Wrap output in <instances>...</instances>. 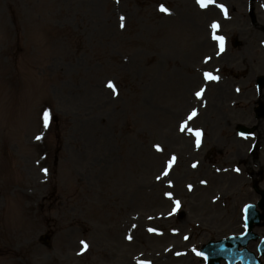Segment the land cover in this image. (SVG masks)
Listing matches in <instances>:
<instances>
[{
	"label": "rangeland",
	"instance_id": "1",
	"mask_svg": "<svg viewBox=\"0 0 264 264\" xmlns=\"http://www.w3.org/2000/svg\"><path fill=\"white\" fill-rule=\"evenodd\" d=\"M226 1L218 29L198 0H0V264H200L240 233L264 138L236 130L264 129L260 103L199 104L256 80L264 20Z\"/></svg>",
	"mask_w": 264,
	"mask_h": 264
},
{
	"label": "bare ground",
	"instance_id": "2",
	"mask_svg": "<svg viewBox=\"0 0 264 264\" xmlns=\"http://www.w3.org/2000/svg\"><path fill=\"white\" fill-rule=\"evenodd\" d=\"M256 26L252 25V27H250V31H252L253 28H255ZM252 28V29H251ZM261 73H264V62H256L254 64V69H253V72H252V75H259ZM212 84V83H211ZM249 84V83H248ZM212 97L210 98V103L209 105L207 106L206 110L205 111H200L199 113H202L203 117H208L209 116V113H211V116L214 112H216L217 109H219L221 107V105H223V98H224V89H223V86L221 84H219V86L216 88V90L214 92L211 93ZM200 106H204L205 103H201L199 104ZM246 107L250 106V103L249 102H246L245 104ZM201 116V115H200ZM201 116V117H202ZM211 119V118H210ZM258 130V136L259 138H264V129L260 126L259 128H257ZM237 145H238V150L236 151V155H238V157L240 159H245V164L247 165V167L251 169V158L249 160V156L248 154L244 153V149H245V141H243L242 139H237ZM255 150L253 152V154H255ZM264 158V157H263ZM260 169L262 170V167H260ZM252 175H255L254 173ZM251 175V176H252ZM216 182L220 181V178H217L215 179ZM246 193V192H245ZM246 202L243 203V205L245 204ZM242 206V205H241ZM231 210H234L233 208ZM182 210H180L181 212ZM235 212V210H234ZM236 218H233L234 220L238 221L237 219V216L239 217H242V213L239 212H236ZM234 214V215H235ZM232 219V218H231ZM242 221V220H241ZM142 240V239H141ZM149 261V260H148ZM194 263V258H190L188 259V264H193Z\"/></svg>",
	"mask_w": 264,
	"mask_h": 264
},
{
	"label": "snow or ice",
	"instance_id": "3",
	"mask_svg": "<svg viewBox=\"0 0 264 264\" xmlns=\"http://www.w3.org/2000/svg\"><path fill=\"white\" fill-rule=\"evenodd\" d=\"M161 10L164 12H170V9L165 8L164 5L162 4L161 6ZM213 27H216V25H214ZM217 39H220L221 41L223 40L222 37H217ZM221 47H223V44H221ZM208 76L209 79H218V77H213L211 73L206 74ZM109 87H112L113 89H115V84L111 81H109ZM197 95H200V93H197ZM197 135H199V133H197ZM243 135V134H242ZM159 147V146H157ZM45 172H47V169H44ZM179 203V202H177ZM84 244V247L87 248V243L86 242H82ZM200 255H204V253H199Z\"/></svg>",
	"mask_w": 264,
	"mask_h": 264
},
{
	"label": "water",
	"instance_id": "4",
	"mask_svg": "<svg viewBox=\"0 0 264 264\" xmlns=\"http://www.w3.org/2000/svg\"><path fill=\"white\" fill-rule=\"evenodd\" d=\"M261 218H264V214L262 215V217ZM211 246V245H210Z\"/></svg>",
	"mask_w": 264,
	"mask_h": 264
}]
</instances>
